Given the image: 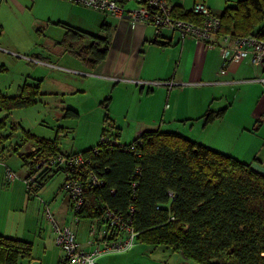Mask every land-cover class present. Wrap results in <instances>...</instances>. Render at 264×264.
Masks as SVG:
<instances>
[{
  "label": "trees",
  "instance_id": "1",
  "mask_svg": "<svg viewBox=\"0 0 264 264\" xmlns=\"http://www.w3.org/2000/svg\"><path fill=\"white\" fill-rule=\"evenodd\" d=\"M167 1H171V16L193 22L203 19L192 8ZM217 15L221 22L218 33L264 39V0H235L233 5L225 4ZM64 26L60 44L67 51L89 67L104 59L109 47L107 23H102V34ZM154 35V42L168 44ZM37 86L24 84L17 87L16 94L0 93L1 108L9 110L30 104ZM109 100L107 96L99 104L107 110ZM66 110V115H77L71 108ZM224 113L223 107L208 108L203 124L222 118ZM103 122L107 127L100 134L107 132L117 139L116 129L109 126L107 112ZM58 131L49 139L26 136L35 149L22 156L27 168L25 176L45 166L37 175L35 194L29 195L26 190L29 197L37 196L54 174L63 173L60 168L45 165L51 157L79 152L87 161L86 167L102 177L99 186L84 190L83 203L77 211L80 219L98 216L104 203L120 211L133 203L136 240L163 245L199 264H264V173L250 163L176 131L143 130L125 143V147L132 145L130 149L117 145L106 147L98 141L81 151L62 150ZM35 155L40 159L35 160ZM137 165L140 172L136 176L137 185L132 187L131 173ZM0 250V259L5 264H16L22 257L31 255L28 241L2 234Z\"/></svg>",
  "mask_w": 264,
  "mask_h": 264
},
{
  "label": "crops",
  "instance_id": "2",
  "mask_svg": "<svg viewBox=\"0 0 264 264\" xmlns=\"http://www.w3.org/2000/svg\"><path fill=\"white\" fill-rule=\"evenodd\" d=\"M173 1L182 5L181 0ZM195 2L198 1L193 0ZM13 20L32 34V41L35 34L39 42L27 45L30 40H25L23 45H12ZM104 22L110 28L108 52L94 67L86 65L60 44L65 34L64 25L102 34ZM154 34L152 25L142 21L132 23L127 14L116 16L67 0H0V71L7 70L12 62V53H15L27 62L45 66L46 73L51 69L93 75L111 87L108 109L113 107L108 111L109 126L116 129L118 139L122 127L111 115L121 110L115 108V101L117 99L118 102L123 90L126 98V103L125 100L121 103L126 113L124 118L128 115L133 118V126L128 130L129 139L148 129L176 131L210 148L232 154L264 173V83L260 80L264 76V68L244 58L231 61L225 72L220 73L221 55L214 46L196 37L180 40L175 31L169 30L157 36L159 40L168 42L161 45L154 42ZM219 40L220 33H217L209 42ZM42 78L37 79L42 81ZM222 107L225 108L222 118L203 124V115L208 108L216 110ZM257 120L260 122L256 127ZM131 125L132 122L128 121L123 124L126 128ZM104 126L102 117L101 129ZM43 168L45 166L40 167L38 173ZM25 174L27 170L21 174L22 177ZM62 181V172L54 174L37 196L46 197L47 200L43 199L57 221L66 223L64 214L71 210V202L62 188ZM3 184L11 188L4 192H9L11 197L15 195L16 200L18 197L25 207L30 198L37 197H29L25 184L20 180L6 182L0 169V189ZM46 190L48 195L43 193L42 196L41 192ZM59 196L64 198L62 206L56 208ZM1 226L0 232L10 236L12 219L7 217ZM162 248L165 253L170 250L163 245ZM35 261L33 259L32 264ZM0 264L5 263L0 259Z\"/></svg>",
  "mask_w": 264,
  "mask_h": 264
},
{
  "label": "rangeland",
  "instance_id": "3",
  "mask_svg": "<svg viewBox=\"0 0 264 264\" xmlns=\"http://www.w3.org/2000/svg\"><path fill=\"white\" fill-rule=\"evenodd\" d=\"M197 1L206 4L215 14H220L225 4L233 5L235 2V0ZM180 2L184 8H190L193 0H181ZM137 6L135 0H128L125 9L133 10ZM162 31H167V29ZM30 34V32L24 30L18 21H12V45H23L26 42L25 40H30L27 45H30L31 42L37 44L39 41L35 34L33 35V41L30 39ZM43 51L46 52V49H43ZM57 71L48 69V73H46L45 66L27 62L21 55L16 56L15 53H12V62L10 66L8 65L7 70L0 71V93L13 95L17 93V86L19 85H38V91L30 104L9 110L0 109V161L3 162L0 169L3 171L4 164L8 165L17 175L14 180H20L22 183L23 177L21 174H24L27 170L22 156L35 149L34 146L31 147L32 143L27 140V134L49 139L55 136L56 130H59V146L62 150L72 148L81 151L98 143L103 113H108L110 108L113 107L110 106L108 109V104L107 110H105L99 104L103 98L112 97L111 87L102 79L83 73ZM38 77H44L40 81L41 83L36 81ZM117 90L118 88L114 91ZM115 92H113V95ZM119 96L118 102L117 99L115 101V108L121 110L114 115L110 113V115L118 121L117 125L122 127L119 141L129 142L133 139L127 137L128 130L133 126V118L131 115L124 118L126 113L121 103L126 98L124 99L123 90H121ZM67 108L76 111L77 115H66ZM125 121L132 122V125L126 128L123 126ZM135 136L136 134L134 138ZM34 159L39 160L40 157L35 155ZM53 184L54 180L51 185L53 186ZM3 185L0 189V230L3 228L1 226L2 222L7 217L11 218L12 231L9 235L28 241L31 248L30 258L22 257L16 264H32L33 259H36L34 264H56L63 253L55 244L51 228L43 214L44 206L42 208L44 199L47 200L43 193L48 195L49 188L46 192H41L44 199L38 196L30 198V202L25 207L18 200V197L16 200L15 195L11 197L9 192H4L6 189H11L10 185ZM63 198L59 196L55 204L56 208L62 206ZM64 215L68 224L75 230L79 242L84 248H91L92 246L87 242V239H89V219L83 218L75 223L71 210ZM0 234L7 235L3 232H0ZM163 249L162 245L154 246L136 240L134 245L126 251L100 254L96 258V264H199L191 258H185L179 252L168 250L165 253L162 252Z\"/></svg>",
  "mask_w": 264,
  "mask_h": 264
},
{
  "label": "built area",
  "instance_id": "4",
  "mask_svg": "<svg viewBox=\"0 0 264 264\" xmlns=\"http://www.w3.org/2000/svg\"><path fill=\"white\" fill-rule=\"evenodd\" d=\"M74 4L90 7L96 10L109 12L116 16L127 14L132 23L142 21L153 26L154 33L160 35L163 29L175 31L180 40L189 37H196L208 45L217 48L221 55L220 73L225 72L231 61H238L248 58L253 65H261L264 68V39L255 35H236L220 33L219 42H209L210 38L218 33L220 18L210 8L202 3L195 2L192 5L193 12L200 13L203 19L200 22L173 17L169 13L171 1L167 0H135L138 4L136 9H125L128 0H67ZM31 59V57H28ZM264 83V76L260 78ZM142 82V81H140ZM158 83V81H152ZM1 109V106H0ZM140 132L135 136L137 137ZM139 142V139H136ZM99 142L112 147L117 145L124 148L126 142H120L111 134L104 132L100 134ZM125 147L126 149L132 148ZM98 146L94 148L96 151ZM86 159L81 153H57L49 159L45 165L63 170L62 188L67 193L71 202L73 220L78 223L80 220L77 211L80 209L86 188L99 186L102 177L86 167ZM3 162L0 161V167ZM3 178L11 182L16 178V173L6 164L3 168ZM140 172L137 165L131 173L134 178L131 181L132 187L137 185L136 176ZM38 170L23 177V183L29 195H34L37 185L36 178ZM171 193V192H169ZM43 214L51 228L55 244L61 249L63 255L58 258L57 264H96V258L105 252H118L130 249L136 242L137 231L134 228L133 216L135 205L130 203L125 211L111 208L107 204L101 206L98 216L88 218L89 239L87 242L92 247L87 249L79 242L75 230L71 225L59 223L48 207L43 202ZM71 223V222H70Z\"/></svg>",
  "mask_w": 264,
  "mask_h": 264
}]
</instances>
